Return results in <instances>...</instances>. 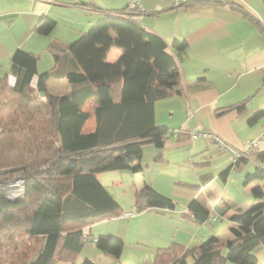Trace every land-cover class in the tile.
<instances>
[{"label": "trees", "instance_id": "trees-1", "mask_svg": "<svg viewBox=\"0 0 264 264\" xmlns=\"http://www.w3.org/2000/svg\"><path fill=\"white\" fill-rule=\"evenodd\" d=\"M200 3L208 1L185 4ZM147 13L129 5L109 12L68 46L77 68L66 79L82 86L69 95L51 91L47 82L54 73L38 74V57L20 49L13 53L10 70L15 82L12 86L0 82V186L21 180L23 194L11 199L0 193V264H52L56 256L55 264H74L72 258L89 239L83 229L124 213L97 175L119 170L142 173L143 147H164L169 131L155 124V104L181 94L178 56L187 43L167 46L137 21ZM54 26L46 19L38 29L48 35ZM57 47L53 46L55 59ZM112 47L121 49L122 55L109 64L105 59ZM90 105L92 110H86ZM258 118L255 115L250 123ZM257 160L264 161V154ZM236 164L221 173L224 180ZM257 180H264L259 167L245 176L244 183ZM251 195L261 202L234 209L230 221L241 229L230 228L233 240L210 236L190 249L173 243L157 249L154 264H256L250 253L264 245V186L255 187ZM134 204L138 213L176 208L146 184L135 191ZM188 209L197 222L208 219L206 207L197 199ZM92 241L121 264L123 241L111 236ZM80 264L95 263L86 259Z\"/></svg>", "mask_w": 264, "mask_h": 264}, {"label": "crops", "instance_id": "crops-1", "mask_svg": "<svg viewBox=\"0 0 264 264\" xmlns=\"http://www.w3.org/2000/svg\"><path fill=\"white\" fill-rule=\"evenodd\" d=\"M129 1L0 0V82L6 81L9 86L14 84L15 76L10 70V60L13 53L20 49L36 57L41 53L50 55L52 67L47 72H53L54 75L47 83L50 88L55 86V95H69L81 89V85H72L66 79L67 73L77 68L67 54L68 46L109 12L125 8ZM188 1L190 0H178L179 6H174L176 0H139L141 10L149 11L137 17L141 26L161 37L169 47L174 41L183 40L187 43L186 50L178 56L182 92L163 99L168 103L166 107L169 113L165 121L157 122L155 108V124L166 127L169 131L165 145L156 152L147 148V152L157 155L156 158L164 163L169 162L170 151H177L179 154L188 148L201 154L215 151L228 153L218 149L213 137L220 138L238 152L244 151L251 141H261L259 147L252 149L228 171L225 180L221 173L231 165L224 168L228 164L227 157L219 156L214 172L224 169L217 178L212 172H202L198 177L204 192L217 179L227 187L226 181L232 169L239 170L245 178L255 168H262L261 164L264 163L257 160L264 154V138L261 137L264 135V0H207L208 4L200 3L190 7L185 4ZM46 19L55 23L54 30L48 35L38 29ZM53 46H58L57 59L53 55ZM113 48L106 54L105 61L109 64L117 62L122 55V50L117 48L112 54L114 59L109 60ZM37 72L41 74L38 63ZM36 82L37 76L31 81V89H35ZM257 114L259 118L256 122L250 123V119ZM192 132H207L210 135L192 138ZM241 163L243 166H240ZM196 199L203 203L209 215L205 222L199 223L190 214L189 204L183 205L179 211H188L186 216L190 223L204 225L213 213L216 219L225 216L230 221L233 209L226 211L225 215L217 209L219 203L225 200L219 199L216 206L217 200L211 201L209 197ZM256 202L258 200L254 199V203ZM227 208L231 209L229 205ZM153 210L162 213L168 211H146ZM128 213L131 215L126 216ZM125 214L123 217L134 216L132 212ZM230 226L241 229L231 221ZM229 230L224 235L225 241L233 240ZM128 233L127 229L115 232L106 228L98 236L110 235L123 241ZM133 235L137 246L147 243L141 238L138 229ZM175 240L176 244L186 248L194 239L185 242L180 236ZM260 246L264 248V245ZM254 253L251 252L250 256L259 264L263 260V252Z\"/></svg>", "mask_w": 264, "mask_h": 264}, {"label": "rangeland", "instance_id": "rangeland-1", "mask_svg": "<svg viewBox=\"0 0 264 264\" xmlns=\"http://www.w3.org/2000/svg\"><path fill=\"white\" fill-rule=\"evenodd\" d=\"M53 30L54 28L52 31ZM115 50H118L117 47H114L112 53L109 54V60H112V58L114 59L112 54L116 52ZM49 56L50 55L47 53L38 54V67L40 73L50 71L52 62ZM51 91H56L54 85L51 87ZM166 104L168 103L164 100H160L155 104L158 116L157 122L159 123L165 121L169 114ZM86 110L91 111L92 105L86 107ZM91 121H93V118ZM209 143H211V141ZM147 148L155 152L158 150L150 144L143 147L144 151L141 161L143 172L141 174H133L127 170H119L104 172L97 175L101 185L118 203L124 212L123 214L132 212L134 216L127 218L123 217L122 214L111 221H103L85 227L83 229V234L89 237V239L85 241L81 251L72 258L71 263L80 264L87 259L95 264H117L111 257L99 251L92 241L98 237L102 229L108 228L115 232L121 229H127V232H129L123 240V255H121L119 260L121 264H154L157 249L170 247L173 243H176L175 239H179L180 236L184 238L185 242L194 239L193 242L187 244V249L198 246L210 236H216L223 240L225 239L224 235L227 234L231 227L230 221H228L225 216L216 219L217 217L214 218L215 215L213 213L209 221L204 225L192 224L186 216L189 214L187 213L188 211H179L183 205H188L191 200L197 197L202 199H208L209 197L211 201L215 202L217 200L215 205L218 204L219 199L225 200L220 202L217 207L222 215H225L226 211L232 209L234 211V209L238 207L246 208L259 203V200L254 203V199L251 197L250 193L255 187L263 186L264 180H257L244 186V176L241 175L242 173L237 169H232L230 171L226 181L227 187L223 182L217 179L213 186L209 185L204 192L201 190L198 177L202 172L206 174L212 172L217 178V175L222 169L232 164L229 152L217 153V151H215L214 153L205 152L201 154L198 152L195 153L188 148L185 152H180L179 154H177V151H170L169 162L165 161L163 163L156 158L158 157L157 155L154 156L151 152H147ZM222 155L227 157L228 164L219 172H214L218 164V157ZM147 161L149 164H146ZM240 166H243V164ZM261 167L264 169V163L261 164ZM22 182L23 181L17 179L14 182L5 184L3 188H0V192L6 193L11 199L20 197L23 194ZM145 183L158 193L171 199L174 204H176V211H166V213H162L161 211L153 210L150 212L145 211L138 213L134 204L135 191L140 190ZM5 186H12L13 188H11V190L14 191L4 190ZM20 191H22V193H20ZM262 201L264 202V199ZM227 205H229L231 209H228ZM136 217H138V219ZM133 218L136 219L134 220ZM120 219L125 220L121 221ZM137 229L141 234V238L147 241L144 246H137L136 244L135 235L133 234ZM137 239V241H139L140 236H138ZM252 252H263L261 258L263 260H260L259 264H264V248L259 246ZM56 259L57 256L53 259L52 264L56 263Z\"/></svg>", "mask_w": 264, "mask_h": 264}, {"label": "built area", "instance_id": "built-area-1", "mask_svg": "<svg viewBox=\"0 0 264 264\" xmlns=\"http://www.w3.org/2000/svg\"><path fill=\"white\" fill-rule=\"evenodd\" d=\"M129 7L131 8H140L139 6V0H130L129 1ZM174 6H179V2L178 0H176L175 2V5ZM141 11H144V10H141ZM192 138H196L197 136H203V137H206L207 135H210L208 134L207 132L205 133H200V134H197V133H190ZM262 138H264V135L261 136ZM214 139V142L215 144L218 146V149L220 151H228L231 153V161L233 164H236L238 163L242 158H245V156L254 148H257L259 147V145L261 144V141L258 139V140H255V141H251L247 144L246 146V149L242 152H238V151H234L232 150L227 144H225L220 138L218 137H213ZM23 183V182H22ZM0 188H3V186H1ZM23 191V190H22ZM22 191H20V193H22ZM1 193V192H0ZM14 199V198H13ZM126 216H130L131 214L128 213V214H125Z\"/></svg>", "mask_w": 264, "mask_h": 264}, {"label": "bare ground", "instance_id": "bare-ground-1", "mask_svg": "<svg viewBox=\"0 0 264 264\" xmlns=\"http://www.w3.org/2000/svg\"><path fill=\"white\" fill-rule=\"evenodd\" d=\"M11 188H13V187L12 186H5L4 190H6V191H14V190H11Z\"/></svg>", "mask_w": 264, "mask_h": 264}]
</instances>
